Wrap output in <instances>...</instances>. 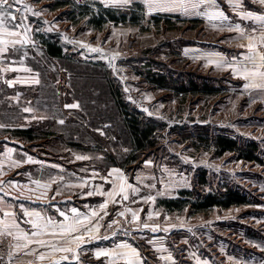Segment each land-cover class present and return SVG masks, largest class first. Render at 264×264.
Returning a JSON list of instances; mask_svg holds the SVG:
<instances>
[{"label":"rangeland","instance_id":"rangeland-1","mask_svg":"<svg viewBox=\"0 0 264 264\" xmlns=\"http://www.w3.org/2000/svg\"><path fill=\"white\" fill-rule=\"evenodd\" d=\"M23 3L43 10L40 17L25 13L33 43L22 51L39 78L38 96L30 108L50 114L58 102V117L65 123L22 124L18 103L12 102L14 108L9 109L2 102L10 93L16 101L20 95L28 101L29 90L9 92L0 81V125H4L0 143L19 126L54 131L73 147L68 158L80 169L76 173H86L89 167L99 168L91 169V177L93 173L103 177L112 167L123 171L127 183L139 191L133 194L129 188L127 201L120 197L104 211V232L95 241L101 245L116 249L125 242L137 248L147 264H173L160 259L169 253L174 264H261L264 252L256 245H264V90L244 89V84L258 83L259 78L246 79L242 71H232L242 64L240 34L218 30L213 24L219 21L185 15L180 9L149 14L139 2L121 8L102 0ZM219 5L209 12L222 9L238 23L226 0H219ZM50 27L52 31L47 30ZM43 40L61 46L65 58H49ZM208 56L236 59L231 67H217ZM112 89L128 114L138 113L143 124H154L151 148L141 151L132 146L114 112ZM72 104L79 107L63 111L62 106ZM221 138L233 142L234 150L219 147ZM77 155L89 159L76 160ZM229 193L238 194L240 201L232 200L237 203L228 208L202 207L209 196ZM133 213L138 219L133 220ZM112 221L116 223L107 227ZM0 244V264L18 263L22 250L14 236L0 234ZM85 253L76 257L82 259ZM113 253L105 262H96L101 257L93 254L81 264H125Z\"/></svg>","mask_w":264,"mask_h":264},{"label":"crops","instance_id":"crops-1","mask_svg":"<svg viewBox=\"0 0 264 264\" xmlns=\"http://www.w3.org/2000/svg\"><path fill=\"white\" fill-rule=\"evenodd\" d=\"M250 1L251 3L244 0L248 10H254L256 12L264 11V5L253 2V0ZM233 13L237 16L238 24L241 25V28L245 29L244 35L246 37L253 38V51H261L260 38L261 36H264V31L258 29V31L255 33L251 32L250 27L257 26V22L241 19L238 13L234 11ZM241 39L242 40L239 41V43H241L240 46L244 45V47L241 46L242 51L239 57L241 62L244 63L242 54L249 51L246 47L248 40L243 38ZM29 46L30 45H27L24 48ZM17 47L20 46L18 45ZM24 48L21 49V55L19 56H15L14 54H8L6 56L0 55V81L7 86L6 88L9 92L11 91V88L15 90H21L23 92L24 89H26L29 90L26 92H29L31 97L27 101V97L20 95L16 101V98H12L10 93L11 97L9 96L5 101L2 102V107L5 106L9 109H12L14 108L11 107L12 102H17V107H19V116H21L20 122H22V124H25L29 121H39L42 123L59 122L58 102L54 104V110L51 111L50 114H37L33 111L26 113L23 111L25 107H30L33 102H36V98L38 96L36 86L39 84L35 82L36 80L39 81V78L35 69L31 67L32 63L25 62L27 56L25 57V55H22V53H24L22 51ZM49 58L52 59V57ZM260 70L264 71V68ZM7 81H12V86H9ZM15 90L14 92H16ZM62 107L64 109L63 111L66 109H75L66 108L65 106ZM51 108L53 109L52 106ZM8 124L11 123L8 122ZM26 128L19 126L18 130L14 131L12 136L10 135L12 131H9V135H7L8 138L0 143V149L2 148L1 151H4V153L1 155V160L3 161L0 163V173H2L0 174V182L14 181L20 185V187L13 188L12 185L4 186L3 184H0V187H3V193H8V195L0 193V233L12 234L19 248L22 250L21 254L19 255L21 257L19 258L18 256L19 259L18 263L16 264H54L56 261H59L60 264H81L86 257L90 258L93 256V254L95 256L97 252L107 253V255H100L99 257L101 258L96 261L105 262L109 256V253L115 250L114 246L110 247L103 244L101 245V242L97 243L95 241H98L101 234L104 232L102 224V220L105 215L104 211L112 206L114 201L120 198L123 194L121 193L120 195H115L110 198L107 193L111 190H115L117 193H119L121 184L125 185L124 191L126 193L129 190V188H127L128 183L125 179L123 171L119 168H111L120 170L121 174L120 179H115L117 175L115 173L113 174V177H108V180H114V183L105 182L104 178L107 177V173L103 177H100L102 176L100 174L99 176L91 177L92 168L90 167L89 169L86 168V173L82 172L81 174H78L76 172L80 171V169L78 166H76L74 161L73 163L69 161L72 158H68L74 154L72 153L74 149L72 146L68 145L69 143L60 140V134L58 132L31 131ZM63 134L67 135L65 132H63ZM58 145H61V148H59ZM8 148L13 149V151L11 154L6 155ZM69 149L71 150L70 152ZM28 156H31L35 161L42 163L28 162ZM65 156L67 159L64 158ZM50 165H56L59 167H50ZM96 169L99 170V168L95 167L92 170ZM44 171H49L50 173L48 175H43ZM60 177H63V181H60ZM51 178H55L56 182L52 183L50 188L47 190L39 188L35 183H33V181L39 180L41 184H44L47 183ZM81 180L87 181V184L83 188L77 186L80 184ZM64 183H68L72 186L64 187ZM24 185H27V187H23ZM58 188L61 191V195H55V192ZM96 188H99V192L95 191ZM89 191H93V195L85 196L84 193ZM41 195L42 198L37 199V197ZM105 202L107 203V207L101 208L100 205L104 204ZM21 205L23 207H21ZM57 208L64 211L69 217V219L65 221L66 223H71V218L74 215L72 213L73 208L77 209V213L80 214L81 219L84 216H87L88 219L84 220L83 224H77V231L72 233L71 236L68 234H48L49 232L53 231L52 229H48L44 232V234L38 236H31L29 234L27 238H24L21 229L26 231H37V229H33L30 224L25 223H20L19 229L12 227L14 222L19 223L20 220L23 219H34V217L26 216V212H39L42 216L52 217L57 221H64V217L59 216L56 212ZM93 211L97 213L96 216H92ZM5 212L11 213V215L5 216ZM97 220L99 221L98 230L93 227ZM84 227L91 228V231L82 233L81 230ZM81 235L82 239L78 241L72 240V236ZM36 240L45 241L46 245H38L34 242ZM124 243L125 242H120L118 245ZM62 248H70L72 251L64 252L59 250ZM33 249L36 251H33ZM83 251L86 252L85 256L82 259H78L76 254ZM122 251H127V249H123ZM40 253H44L45 259L41 260L38 258ZM64 256H68L70 259L65 261L63 260ZM120 259H122L121 263L125 264H128L129 259H132L133 261L135 260L134 257L121 256Z\"/></svg>","mask_w":264,"mask_h":264},{"label":"snow or ice","instance_id":"snow-or-ice-1","mask_svg":"<svg viewBox=\"0 0 264 264\" xmlns=\"http://www.w3.org/2000/svg\"><path fill=\"white\" fill-rule=\"evenodd\" d=\"M107 5L121 8V7H129L133 5L134 3H142L148 10L149 14L152 11H173L176 9H180L183 11L185 15L193 14L197 16L207 17L209 20H216L219 21L218 24H213L214 28H217L218 30L222 29H228V30H236L240 34V38L247 39V49L249 50L246 53H243V61L240 65V68H232V71L234 74H236L238 71H242V74L247 79L249 75L252 77H258L260 82H252V83H246L243 85L244 89H260L264 90V71H261L260 69L264 68V52H261L259 50L253 51L254 45H253V38L252 37H246L244 35L245 29L241 28V25L238 23H233L230 18L224 13V11L221 9L216 12H209L210 8H220L219 0H102ZM226 2L229 5V8L232 9L234 12L238 13L240 15L241 19L245 20H252L254 22H257V26L250 27V31L255 33L259 30L264 31V11L256 12L254 10H248L246 8V5L244 3V0H226ZM253 2L260 3L261 5H264V0H253ZM19 6V7H18ZM203 8V10H200ZM42 11H34L33 8L23 3V0H0V55H8V54H16L20 53L21 49L24 48L27 45H31L33 43L30 33H32L33 28L32 25L29 23V17L25 15V13L30 12L32 16L34 17H40L42 14ZM42 23H48L47 21H41ZM48 31H52V28H48ZM36 32L40 31L39 27L35 28ZM261 45L260 47H264V36H261ZM20 47H17V46ZM244 47V45H241ZM85 47H87L85 45ZM89 51L91 52H100V48H89ZM185 54L187 55L188 52L186 50ZM22 55H27L26 52L22 53ZM194 59L197 57H193ZM209 63H215L217 67H225L229 66L231 67L235 63V57H233L232 60L226 59L224 56H208L205 57ZM259 61V62H258ZM36 83H39L38 80L35 81ZM9 86H12V81H7ZM66 108H77L79 107L78 104H72V105H65ZM24 112L30 113L32 112V109L30 107H25L23 109ZM35 118V117H33ZM59 123L63 125L65 121L63 119L59 120ZM4 127V125H0V128ZM103 134V133H101ZM13 149L8 148L7 153L11 154ZM26 155V154H24ZM76 160H88L89 156L87 155H77L75 157ZM28 162L32 163H42L39 161H35L31 156H28ZM151 161H145V165L150 164ZM50 167H59L56 165H50ZM117 174L115 179H120L121 174L120 170L118 169H111L107 173V177H105V182H113L109 181L108 177H113V174ZM2 174V173H0ZM96 175H99L98 173H93V177ZM60 181H63V177H60ZM56 179L51 178L48 180L47 183L41 184L39 180L33 181L39 188H43L45 190L49 189L52 183H55ZM0 184H3L4 186L12 185L13 188L20 187V185L17 182L14 181H7V182H0ZM87 184V181L81 180L80 184L77 185L81 188H83ZM64 187L72 186L68 183H64ZM23 187H27V185H24ZM149 187H155L154 185H149ZM127 188H130L133 194L138 193L139 188L134 187L132 184H128ZM125 185H120V192L117 193L115 190H111L107 193V195L111 198L115 195H121V199L124 201H127L129 199L128 194L124 191ZM264 190V189H262ZM95 191L99 192V188H96ZM0 193H3V187H0ZM4 195H8V193H3ZM43 195V194H42ZM41 196H38L37 199H41ZM55 195H61V191L59 188L56 190ZM85 196H91L93 195V191H89L84 193ZM147 199H153V197H147ZM135 202V201H133ZM114 203H119V201H114ZM21 207H23L21 205ZM101 208H106L107 203L100 205ZM264 207V206H262ZM56 212L59 216L64 217V221H57L54 220L52 217H46L42 216L39 212H26V216L28 217H34V219H23L20 220L19 223H13L12 227H15L17 229L20 228V223L30 224L33 229H37V231H26L21 229V232L23 233L24 238H27L29 234L31 236H38L41 234H44V232L48 229H52L53 231L49 232L48 234L56 235H64L68 234L69 236L72 235V233L77 231L76 225L77 224H83L84 220H87L88 217L84 216L81 219L80 214L77 213V209L73 208L72 213L74 214L71 218V223H66L69 219L67 214L60 210L59 208L56 209ZM5 216L11 215V213H4ZM97 213L95 211L92 212V216H96ZM107 215V213H105ZM120 216H123L124 213L121 212L119 214ZM102 218V217H101ZM151 218V217H149ZM138 219L135 213H133V220ZM116 221L110 222L107 227L111 228L113 224H115ZM97 230L99 229V221L97 220L96 223L93 225ZM143 227L145 229L149 228V225L147 223L143 224ZM157 227H153L151 230L153 232L157 231ZM58 230V231H56ZM82 233L91 231V228L84 227L82 230ZM164 231H167L165 229ZM3 234V233H0ZM106 238V237H105ZM82 239L81 236H72V240H80ZM33 242V241H30ZM36 244L45 246L46 242L42 240H36L34 241ZM72 242V241H69ZM260 248L262 252H264V245H256ZM26 247V246H25ZM55 247V246H53ZM123 249H127V251H122ZM64 252H71L72 249L70 248H62L59 249ZM33 251H36L33 249ZM156 251H166V249L163 248H157ZM114 253L121 256V257H134L135 260L132 259L128 260V264H147V258L141 257L139 254V251L137 248L130 246L128 244H120L117 245V248L114 250ZM100 255H107L105 252H97L96 256L99 257ZM9 257L11 258V253L9 254ZM39 259L43 260L45 259L44 253L39 254ZM0 259H3V257H0ZM70 258L68 256H64L63 260L68 261ZM160 259H164L170 262H173L174 264V258L169 253L167 256H162ZM229 260L233 259V257H228ZM54 264H60L59 261L54 262ZM198 264L200 262L198 261ZM204 264H207V261H204ZM261 264H264V260H262Z\"/></svg>","mask_w":264,"mask_h":264},{"label":"trees","instance_id":"trees-1","mask_svg":"<svg viewBox=\"0 0 264 264\" xmlns=\"http://www.w3.org/2000/svg\"><path fill=\"white\" fill-rule=\"evenodd\" d=\"M43 46L47 51V55L49 57L55 58L57 60H63L65 58L63 48L59 46L58 44H52L49 41L43 40ZM112 99H113V105H114V112L115 114L119 115L118 123L120 125L123 124L125 130L128 132H125L127 137H129L132 146L137 150L145 151L148 148H151L152 144L150 143V140L152 139V136L155 131L154 124H143L140 119L138 118L139 115L137 114H128L127 107L121 100L118 99V97L113 93L112 89ZM121 117V119H120ZM86 135V133H84ZM88 139V138H87ZM219 147H223L224 151H233L234 150V143L229 142L226 139H220L218 142ZM238 194H228L223 197H211L209 196L206 200H204V203L202 207H208V206H214V205H220L223 208H228L234 203L232 200H239L237 199ZM218 199V200H217ZM224 199V200H223ZM240 201V200H239Z\"/></svg>","mask_w":264,"mask_h":264},{"label":"built area","instance_id":"built-area-1","mask_svg":"<svg viewBox=\"0 0 264 264\" xmlns=\"http://www.w3.org/2000/svg\"><path fill=\"white\" fill-rule=\"evenodd\" d=\"M0 248H2V244H0ZM10 259H13V258H10Z\"/></svg>","mask_w":264,"mask_h":264}]
</instances>
